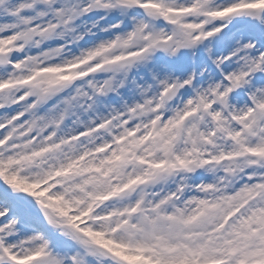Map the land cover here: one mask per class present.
Instances as JSON below:
<instances>
[{
  "label": "snow or ice",
  "instance_id": "1",
  "mask_svg": "<svg viewBox=\"0 0 264 264\" xmlns=\"http://www.w3.org/2000/svg\"><path fill=\"white\" fill-rule=\"evenodd\" d=\"M0 264H264V0H0Z\"/></svg>",
  "mask_w": 264,
  "mask_h": 264
}]
</instances>
